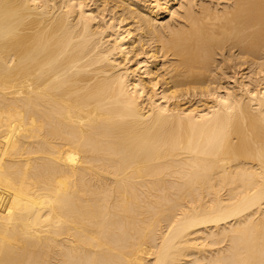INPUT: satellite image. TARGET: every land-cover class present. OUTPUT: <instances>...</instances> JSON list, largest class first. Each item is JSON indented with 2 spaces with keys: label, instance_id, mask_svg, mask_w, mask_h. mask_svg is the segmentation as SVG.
<instances>
[{
  "label": "bare ground",
  "instance_id": "obj_1",
  "mask_svg": "<svg viewBox=\"0 0 264 264\" xmlns=\"http://www.w3.org/2000/svg\"><path fill=\"white\" fill-rule=\"evenodd\" d=\"M0 264H264V0H0Z\"/></svg>",
  "mask_w": 264,
  "mask_h": 264
}]
</instances>
